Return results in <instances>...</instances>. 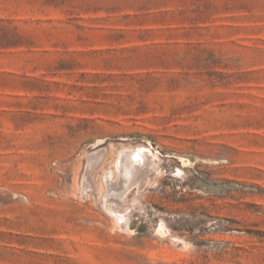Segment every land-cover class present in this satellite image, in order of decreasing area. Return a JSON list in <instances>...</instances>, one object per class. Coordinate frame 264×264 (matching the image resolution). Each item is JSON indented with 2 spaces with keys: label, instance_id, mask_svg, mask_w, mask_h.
<instances>
[{
  "label": "rangeland",
  "instance_id": "374dc122",
  "mask_svg": "<svg viewBox=\"0 0 264 264\" xmlns=\"http://www.w3.org/2000/svg\"><path fill=\"white\" fill-rule=\"evenodd\" d=\"M0 264H264V0H0Z\"/></svg>",
  "mask_w": 264,
  "mask_h": 264
},
{
  "label": "bare ground",
  "instance_id": "6f19581e",
  "mask_svg": "<svg viewBox=\"0 0 264 264\" xmlns=\"http://www.w3.org/2000/svg\"><path fill=\"white\" fill-rule=\"evenodd\" d=\"M126 148V147H125ZM103 149V148H102ZM152 149V148H151ZM143 151H145V149H142ZM95 151V150H94ZM105 151V150H104ZM103 151V152H104ZM127 151V150H126ZM143 151H141V152H138V154H137V156H139V158L138 159H142V162H143V160L145 161V152H143ZM133 153V152H132ZM155 153V152H154ZM132 155V154H131ZM130 155V156H131ZM157 156V155H156ZM156 156H153V157H155L156 158ZM134 158V157H133ZM122 158H120V160H121ZM130 159V158H129ZM157 159V158H156ZM124 160V159H123ZM126 160V159H125ZM159 160V159H158ZM89 161H91V163H92V160H89ZM162 161V160H161ZM129 162V164L130 163H132V161L131 160H129L128 161ZM135 162H136V160H135ZM140 162V161H139ZM153 162V161H152ZM126 163V162H125ZM140 164V163H139ZM159 164V163H158ZM96 165V164H95ZM123 165H124V163H123ZM131 165V164H130ZM134 167H130L129 165H127L126 166V172L127 173H136V171H137V165H133ZM139 167V166H138ZM157 167H158V165H157ZM121 172V171H120ZM124 172H125V170H124ZM125 175H126V173L124 174V177H125ZM136 175H138V174H135L134 176H136ZM121 177V176H120ZM131 177V176H130ZM126 178V177H125ZM125 178H123L124 180H125ZM127 179V178H126ZM122 180V179H121ZM130 180V179H129ZM136 180V179H135ZM120 181V180H119ZM132 181H134V180H132ZM137 181V180H136ZM126 182H127V180H126ZM121 184V183H120ZM130 184V183H129ZM129 184H127V186L129 185ZM135 184H136V182H135ZM134 184V185H135ZM139 184V183H138ZM118 185V184H117ZM112 186V185H111ZM116 186V185H115ZM126 186V185H125ZM127 186L125 187V188H127ZM131 186V185H130ZM117 187V186H116ZM123 187V186H122ZM122 187L120 188V186H119V191H120V189L122 190ZM114 188V187H113ZM116 188H114V190H115ZM127 190H129V187H128V189ZM110 191V190H109ZM116 191V190H115ZM110 192H112V190L110 191ZM124 192H126V191H124L123 190V192L122 193H124ZM114 194V193H113ZM117 195V194H116ZM124 195H126V194H124ZM118 196V195H117ZM107 197H108V195H107ZM112 197H113V195H112ZM124 197V196H123ZM109 198V197H108ZM114 198V197H113ZM112 198V199H113ZM119 198V197H118ZM110 200H111V198H109ZM120 199V198H119ZM123 199V198H122ZM122 199H120V200H122ZM116 200H118L117 198H116ZM113 201V200H112ZM119 201V200H118ZM117 201V202H118ZM122 202V201H121ZM112 203V202H111ZM119 203V202H118ZM109 204V203H108ZM116 205H119V204H117V203H115ZM119 207V206H118ZM117 208V207H116ZM108 209V208H107ZM117 213V212H116ZM117 215V214H116ZM122 216H123V214H122ZM122 218V217H121ZM128 222V221H127ZM161 226V225H160ZM177 237V236H176ZM175 237V238H176ZM177 239H178V237H177ZM180 239V238H179ZM183 238H181V240H182Z\"/></svg>",
  "mask_w": 264,
  "mask_h": 264
}]
</instances>
